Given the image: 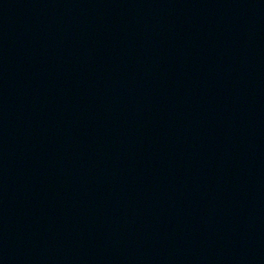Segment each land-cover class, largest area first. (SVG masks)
Masks as SVG:
<instances>
[{
  "label": "water",
  "instance_id": "1",
  "mask_svg": "<svg viewBox=\"0 0 264 264\" xmlns=\"http://www.w3.org/2000/svg\"><path fill=\"white\" fill-rule=\"evenodd\" d=\"M0 264H264V0H0Z\"/></svg>",
  "mask_w": 264,
  "mask_h": 264
}]
</instances>
